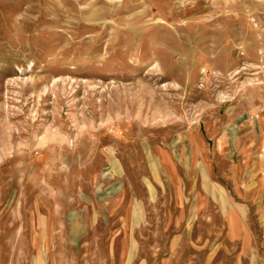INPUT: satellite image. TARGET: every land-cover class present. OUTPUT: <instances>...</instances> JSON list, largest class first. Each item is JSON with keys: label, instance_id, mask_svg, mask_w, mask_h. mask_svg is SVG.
<instances>
[{"label": "rangeland", "instance_id": "rangeland-1", "mask_svg": "<svg viewBox=\"0 0 264 264\" xmlns=\"http://www.w3.org/2000/svg\"><path fill=\"white\" fill-rule=\"evenodd\" d=\"M264 0H0V264H258Z\"/></svg>", "mask_w": 264, "mask_h": 264}, {"label": "crops", "instance_id": "crops-1", "mask_svg": "<svg viewBox=\"0 0 264 264\" xmlns=\"http://www.w3.org/2000/svg\"><path fill=\"white\" fill-rule=\"evenodd\" d=\"M258 264H264V253L262 255H259V258L257 259Z\"/></svg>", "mask_w": 264, "mask_h": 264}]
</instances>
